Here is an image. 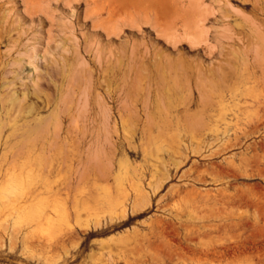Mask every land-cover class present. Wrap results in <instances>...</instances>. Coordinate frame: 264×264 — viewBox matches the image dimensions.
<instances>
[{
  "label": "rangeland",
  "instance_id": "rangeland-1",
  "mask_svg": "<svg viewBox=\"0 0 264 264\" xmlns=\"http://www.w3.org/2000/svg\"><path fill=\"white\" fill-rule=\"evenodd\" d=\"M263 110L264 0H0V264H264Z\"/></svg>",
  "mask_w": 264,
  "mask_h": 264
},
{
  "label": "bare ground",
  "instance_id": "bare-ground-1",
  "mask_svg": "<svg viewBox=\"0 0 264 264\" xmlns=\"http://www.w3.org/2000/svg\"><path fill=\"white\" fill-rule=\"evenodd\" d=\"M28 95H25V94H22V96H19V97H17L16 98V96L14 95V92H12L10 95H9V100H8V102L11 104V105H15V106H17L19 103H20V100H24L26 97H27ZM6 115H7V118H9V117H11V115H13V114H11L10 116H9V114H8V112H6L5 113ZM262 115H264V110L262 111ZM261 118H263V116L261 117ZM260 118V119H261ZM259 125H263L264 126V120H262L261 122H259L258 123V126ZM257 126V127H258ZM1 130H2V127L0 126V132H1ZM137 195H135L134 196V199H133V202H132V211H134V210H136V209H138L139 207H140V205H141V203L143 202V201H145V194H143L142 193V191L137 187ZM122 213H125V210H122L121 211ZM164 226V225H163ZM167 226V225H166ZM166 228V227H165ZM47 229L46 228H44V229H42L41 230V232L40 233H42L41 235L42 236H44L46 233H47V231H46ZM43 238V237H42ZM44 241V240H43ZM236 253L237 254H241L240 253V251H238V249H236V248H234L231 252H229L228 254H226L225 253V249H223L222 251H218V250H216L215 248H212V249H210V250H203V251H199L198 252V258H200V259H211V262H212V260L214 261L215 259L216 260H219V259H221V258H224V257H228V258H230V259H232V260H234V261H238L239 260V255L237 256L236 255ZM221 261V260H220ZM219 261V262H220ZM218 262V263H219ZM213 263V262H212Z\"/></svg>",
  "mask_w": 264,
  "mask_h": 264
}]
</instances>
